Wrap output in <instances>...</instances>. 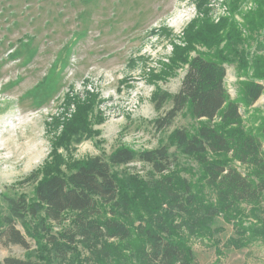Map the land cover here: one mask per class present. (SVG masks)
Here are the masks:
<instances>
[{
    "label": "rangeland",
    "instance_id": "374dc122",
    "mask_svg": "<svg viewBox=\"0 0 264 264\" xmlns=\"http://www.w3.org/2000/svg\"><path fill=\"white\" fill-rule=\"evenodd\" d=\"M85 2L0 0V229L4 218L12 216L10 200L23 197L35 205L40 181L67 175L96 156L108 160L122 146L144 150L166 145L172 154L173 165L162 174L139 161L112 167L121 187L131 194V210L123 219L134 233L139 222L149 226L155 214L149 215L144 207L156 195L142 191L145 183L171 175L178 192L186 189L185 182L192 192L207 191L202 165L177 149L173 133L180 128L195 132L209 123L218 126L220 119H197L186 108L170 127L159 130L155 123L172 107L168 101L157 110L155 95L176 93L187 69L188 63L172 60L175 45L187 48V59L201 54L223 63L231 97L241 106L240 126L264 147V93L253 104L245 95L246 83L254 76L264 85V61L253 64L259 54L264 56V0H208L206 16L196 0ZM195 17L209 21L197 22L204 35L189 48L187 29ZM246 61L250 67L243 66ZM88 90L98 97L81 128L73 115L75 104L65 99L68 93L84 98ZM235 162L255 181L262 177L255 168ZM133 180L141 189L139 196L133 194L137 189ZM198 198L204 209L208 194ZM252 207L264 208V194L254 206L236 205L229 215L232 219L217 214L203 221L206 227L200 233L184 225L180 233L198 264H264L262 240L244 246L232 241L240 238L235 224L243 218L241 212L248 214ZM107 210L103 207L98 218L110 216ZM194 214L205 218L202 210ZM73 215L66 213L61 224L51 222L42 211L14 217L31 247L0 239V260L11 256L34 264H139L137 249L146 241L136 234L125 241L108 240L111 257H105L102 243L80 244L76 255L62 260L47 234H61L72 225Z\"/></svg>",
    "mask_w": 264,
    "mask_h": 264
},
{
    "label": "trees",
    "instance_id": "16d2710c",
    "mask_svg": "<svg viewBox=\"0 0 264 264\" xmlns=\"http://www.w3.org/2000/svg\"><path fill=\"white\" fill-rule=\"evenodd\" d=\"M82 1L89 3L92 0ZM207 2L208 0H196L197 9L204 12L205 16L209 12ZM203 19L195 17L187 29L186 44L189 48L193 47L192 41H202L198 35H204V29L198 27L197 22ZM204 20L209 21L208 18ZM207 24L212 25L211 22ZM186 49L175 45L172 60L188 63L187 69L176 93L163 91L155 95L154 104L157 110H162L168 101L172 103V107L158 117L155 123L159 130L170 127L179 113L186 108L197 119L209 122L220 119L218 126L209 123L201 125L195 132L180 128L173 133L177 149L192 156L202 165L207 191L204 188L192 192L190 184L185 182L186 189L178 192L175 189L177 183L171 175L145 183L141 186L142 191L145 193L152 190L156 195L155 200H148L144 207L149 215L155 214L149 220V226L139 222L134 233V229L123 219L131 210V194L121 187L112 167L139 161L150 165L155 173L162 174L172 167V154L166 145L144 150L122 146L108 160L96 156L67 175L54 174L40 181L35 189V205L23 197L10 200L12 216L4 218V225L0 229L3 243L18 244L26 249L31 247L25 235L17 228L14 217L19 218L26 214L37 216L42 211L51 222L61 224L67 219L66 213L70 212L74 214L72 225L61 234H47V240L62 260L68 259L72 253L76 255L80 244L91 247L102 243L100 247L103 248L105 257H111L106 249L109 246L105 245L108 240L125 241L136 234L146 241L145 246L137 249L139 264H198L192 248L186 244L180 233L184 225L192 232L200 233L206 227L203 221L212 220L217 214L230 219L229 215L239 203L242 207V204L254 206L260 202L264 194L262 141L240 126L241 106L231 97L226 84L227 69L223 63L201 54L187 59L184 53ZM243 55L242 50L240 60ZM262 61L264 56L259 54L253 64ZM245 64L243 66L246 68L250 67L247 66L248 61ZM263 93L264 85L257 76L246 83L245 95L251 104ZM97 97V93L89 90L84 98L70 93L66 95V102L75 104L73 115L79 119L78 127L83 128V124H87L89 110L93 111ZM235 161L255 168L262 177L255 181L252 174L241 169ZM133 185L137 188L136 181ZM141 189L138 187L133 194L139 196ZM203 193H207L209 199L204 203L205 208L201 209L198 206V195L201 197ZM107 206L110 216L98 218L104 212L103 207ZM197 209L199 213L200 210L205 212V218L199 219V214H194ZM248 212H241L243 218L251 215L253 222H246L247 220L241 218L235 224L240 237L232 240L235 245H249L254 240L264 242V208L252 207ZM185 218L188 219L187 222ZM0 264L34 263L8 256L0 260Z\"/></svg>",
    "mask_w": 264,
    "mask_h": 264
},
{
    "label": "bare ground",
    "instance_id": "6f19581e",
    "mask_svg": "<svg viewBox=\"0 0 264 264\" xmlns=\"http://www.w3.org/2000/svg\"><path fill=\"white\" fill-rule=\"evenodd\" d=\"M25 118H22V121L24 120Z\"/></svg>",
    "mask_w": 264,
    "mask_h": 264
}]
</instances>
